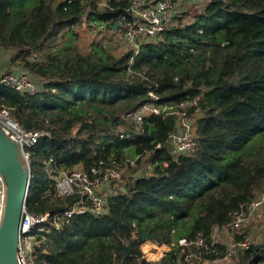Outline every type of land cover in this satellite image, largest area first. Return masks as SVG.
I'll return each instance as SVG.
<instances>
[{
    "label": "trees",
    "instance_id": "16d2710c",
    "mask_svg": "<svg viewBox=\"0 0 264 264\" xmlns=\"http://www.w3.org/2000/svg\"><path fill=\"white\" fill-rule=\"evenodd\" d=\"M129 2L0 0V47L44 81L36 94L0 84V110L43 133L29 148L27 211L62 214L77 201L56 194L45 171L50 159L53 176L135 165L107 197L104 213L65 219L39 238H45L37 248L40 264H189L192 254L223 260L226 246L213 244L214 228L264 189V0H207L138 55L129 46L112 55L113 37L105 48L94 42L90 52L74 45L82 22L117 36L114 25ZM63 29L71 34L64 46L49 45ZM67 48L72 58L62 57ZM148 104L159 112L136 124L130 116ZM182 118L194 131L191 156L169 147ZM143 232L170 247L157 263L141 256ZM233 232L237 240L249 234ZM183 239L194 245L181 246ZM152 247L147 241L141 250L157 260L163 248L153 254ZM263 262L264 236L236 259Z\"/></svg>",
    "mask_w": 264,
    "mask_h": 264
},
{
    "label": "built area",
    "instance_id": "2783aa9c",
    "mask_svg": "<svg viewBox=\"0 0 264 264\" xmlns=\"http://www.w3.org/2000/svg\"><path fill=\"white\" fill-rule=\"evenodd\" d=\"M74 1L68 0L69 3ZM177 17L180 16L174 0H130L126 14L121 15L116 30L119 36L118 40L122 42V45L132 48L134 55H138L142 45L159 39L173 25ZM43 83V80L34 77L28 71L6 73L0 76V84L29 94H36L43 87ZM149 112L158 113L159 108L150 104L144 105L132 113L130 117L136 124L141 125L144 117ZM0 126L4 133L18 146L20 159L31 173L29 148L38 144L43 137V133L23 128L7 110L3 109L0 110ZM169 147L176 156L193 155L196 142L191 121L186 118L179 121L175 131L170 136ZM52 162L53 159L47 162L48 165L45 171L47 175L52 176L56 181V194L61 197L77 196V201L71 209L64 211L62 214L46 213L36 215L28 212L27 209L25 210L18 238L17 259L19 264H40L37 248L41 246L45 238L42 240L39 238L44 237L51 229H61L65 219L82 215L88 211L95 215L104 213L108 196L103 195L101 191L108 184L121 178L116 168L103 167L93 169V174L75 169L71 172L60 171L58 175L53 176L50 166ZM6 200L7 186L4 177L0 173V227L5 216ZM262 207H264V192L259 193L250 204L243 205L241 210L232 212L227 225L214 228L213 233L216 237H212L213 244L222 243L226 246V254L223 260L209 263L203 261L200 256L192 254L187 257L190 261L189 264H218L234 259L239 253H244L253 243L249 235H243L241 240L234 239L230 244L224 241H229L230 238H222L221 235L225 231L237 232V230L247 227L250 216L255 210ZM199 243H202V241H199ZM179 244L184 247L194 245V243L184 239ZM165 254H163V257ZM192 258L194 259L192 260Z\"/></svg>",
    "mask_w": 264,
    "mask_h": 264
},
{
    "label": "rangeland",
    "instance_id": "374dc122",
    "mask_svg": "<svg viewBox=\"0 0 264 264\" xmlns=\"http://www.w3.org/2000/svg\"><path fill=\"white\" fill-rule=\"evenodd\" d=\"M184 1H185L184 2L185 7H186V5H189V3H188L189 0H184ZM191 1L192 0H190V4H191ZM195 3H196V1L193 0V3L190 6H197V5L202 6L204 2L201 1V3L197 4V5ZM104 4L105 3L103 1L102 5H104ZM75 31H76V34L73 33V35H74L73 43L82 52H90L92 50V45L94 42H96L97 45H101L103 48H105L109 42L108 40L112 37H113L114 43H112L109 46V49H111L112 55L121 54L122 52L127 51L126 46H123L122 42H120L118 40L119 39L118 35L117 36H110L111 34L100 32V30L96 27L95 24H89L87 22H82V24H80L79 26L76 27ZM66 32H67V30H65V29L60 30L58 33V36L55 38V40L52 42H51V40H49L47 43H49V45H51L53 47H56V45H60V47H63L65 42H67L69 40V37L71 36V34H69V32H67V33ZM37 55H40V54H37ZM73 55H74L73 49L67 48L65 51H63L62 57L65 59H69V58H72ZM34 59H36V58L32 57V60H34ZM41 61L43 62V59H40V62ZM22 71H28L31 75L38 78L37 77L38 75L36 73H34V71L26 69L25 67H22L19 65V63L15 60L14 51L0 47V76L3 74H6V73H20ZM134 166L135 165L132 163L130 166L128 164V165H122L120 167V169L122 171L119 170V173H120L123 180H125V179L128 180L130 178L128 173L131 172V169ZM125 172H127V175L123 177V174ZM120 183L121 182H119V180L117 182L113 181L112 183H110L106 187H104L102 189L101 193L104 195L105 189H107L108 186H110L113 190L114 189L118 190L121 187V185H119ZM261 192H264V189ZM244 230H246V231L248 230L249 234H247V235H249L251 237V239L254 243L263 239V236H264V207L254 211V213L250 216L249 225L247 227H245ZM241 233H242V231H241ZM243 235H246V234H243ZM213 236H215V233H213ZM221 237L222 238H230L229 241L224 240L226 243H229V244L232 240L237 239V237L235 236V233L233 231H225V232H223V235H221ZM217 241H218V239H217ZM146 242L147 241H145L144 243H146ZM220 242H222V241H220ZM142 245L140 246V252H141L142 258H144V256H145L144 259L147 261H150L152 263L159 262L162 259L163 254H165L166 251L170 250L169 246H167V245L158 246V245L154 244V246L152 247L151 250H149V252H151L153 254L159 253V250H160L159 248H163V252H162V255L159 259L149 260L148 258H146V255L141 250ZM201 259H202V257H201ZM236 259H237V256L234 257V259L228 260L227 262H220L218 264H236ZM262 264H264V262Z\"/></svg>",
    "mask_w": 264,
    "mask_h": 264
},
{
    "label": "water",
    "instance_id": "95a60500",
    "mask_svg": "<svg viewBox=\"0 0 264 264\" xmlns=\"http://www.w3.org/2000/svg\"><path fill=\"white\" fill-rule=\"evenodd\" d=\"M119 26L114 25L116 31ZM0 173L7 186L5 216L0 227V264H19L17 259L18 238L26 208L31 173L19 156L18 146L0 126ZM144 241L150 240L147 232Z\"/></svg>",
    "mask_w": 264,
    "mask_h": 264
},
{
    "label": "crops",
    "instance_id": "0c3cea01",
    "mask_svg": "<svg viewBox=\"0 0 264 264\" xmlns=\"http://www.w3.org/2000/svg\"><path fill=\"white\" fill-rule=\"evenodd\" d=\"M196 1V5L197 4H200L201 3V1H203L204 3V5H205V3H206V1L207 0H195ZM185 1L184 0H176V7H177V10H178V12H179V16H181L183 13H185L188 9H192V8H201L202 6H204V5H202V6H200V5H197V6H190L192 3H193V0L191 1V4H190V0L188 1V3H189V5H186V7H185V3H184ZM187 8V9H186ZM113 189L110 187V186H108V188L107 189H105V193H104V195H106V196H110V195H112V193H113ZM151 242V241H150ZM152 243V242H151ZM153 244V246H154V243H152ZM152 249V248H151ZM145 257V256H144ZM150 262V261H149Z\"/></svg>",
    "mask_w": 264,
    "mask_h": 264
},
{
    "label": "clouds",
    "instance_id": "9594fccd",
    "mask_svg": "<svg viewBox=\"0 0 264 264\" xmlns=\"http://www.w3.org/2000/svg\"><path fill=\"white\" fill-rule=\"evenodd\" d=\"M149 241V240H148ZM151 241V240H150Z\"/></svg>",
    "mask_w": 264,
    "mask_h": 264
}]
</instances>
